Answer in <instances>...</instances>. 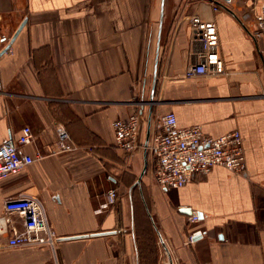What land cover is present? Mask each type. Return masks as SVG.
<instances>
[{"label":"crops","instance_id":"obj_1","mask_svg":"<svg viewBox=\"0 0 264 264\" xmlns=\"http://www.w3.org/2000/svg\"><path fill=\"white\" fill-rule=\"evenodd\" d=\"M160 2L0 0V144L27 125L34 141L19 148L36 158L0 180V218L5 199L36 196L60 237L53 248L1 250L0 264H169L167 253L173 264H264V33L255 20L264 0L216 11L210 0H164L159 27ZM192 15L215 22L224 74H187L201 51ZM132 112L142 147L127 155L111 123ZM165 112L212 136L238 131L245 172L214 166L163 189L146 151L139 179L147 132L149 141ZM60 125L77 149L57 150ZM9 219L5 237L23 228L19 215ZM196 229L202 236L186 244Z\"/></svg>","mask_w":264,"mask_h":264},{"label":"built area","instance_id":"obj_2","mask_svg":"<svg viewBox=\"0 0 264 264\" xmlns=\"http://www.w3.org/2000/svg\"><path fill=\"white\" fill-rule=\"evenodd\" d=\"M235 0H210L214 11L221 5H229ZM259 0H253V3ZM257 28L264 33V2L259 3L255 14ZM191 38L201 45L198 61L189 66V75H222L224 65L218 54V31L215 22L192 15L188 19ZM115 146L127 155H132L142 145L139 142L140 114L132 112L118 116L111 123ZM34 141L31 128L23 126L19 135L8 138L0 144V180L18 173L36 158L23 153L19 146ZM241 134L234 130L223 135L212 136L199 125L180 126L173 112L160 116L159 124L143 148L153 157L152 177L163 189H178L187 185L194 177L206 175L214 166L242 174L246 169ZM56 148L59 152L77 149L70 142L69 134L62 125L57 127ZM41 157L40 155L37 158ZM118 196L116 188L107 192L109 203ZM4 216L0 218V251L21 246H48L53 248L60 237L49 223L41 200L32 195H19L5 199ZM17 214L22 218L23 228L5 237L9 231V216ZM191 222L198 221L196 213L191 214ZM202 236V231H192L186 240L191 245Z\"/></svg>","mask_w":264,"mask_h":264},{"label":"water","instance_id":"obj_3","mask_svg":"<svg viewBox=\"0 0 264 264\" xmlns=\"http://www.w3.org/2000/svg\"><path fill=\"white\" fill-rule=\"evenodd\" d=\"M163 8H164V0H161L160 2V19H159V27H161V24H162V17H163ZM23 24H21V26L19 27V29L17 30V33L19 32V30L22 28ZM158 43H159V39H158ZM157 63H158V52L156 54V60H155V72H154V76H153V83H152V87H151V94H150V99L148 101L149 103V114H151V105L153 104L154 100V93H155V87H156V79H157V73H156V68H157ZM147 142H148V132H147V137L145 139V142H144V146L147 145ZM145 164H144V167L139 175V179L143 176V174L145 173L146 171V150H145ZM139 183V181H138ZM159 237V241H160V244L161 245H164L163 242H162V238L160 237V235L158 236ZM167 256H168V259H169V264H173L172 263V260L170 258V255L169 253H167Z\"/></svg>","mask_w":264,"mask_h":264}]
</instances>
